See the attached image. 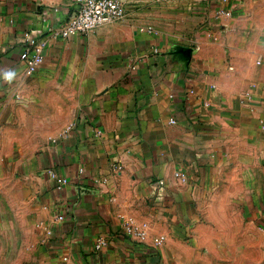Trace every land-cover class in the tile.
<instances>
[{
  "label": "crops",
  "instance_id": "crops-1",
  "mask_svg": "<svg viewBox=\"0 0 264 264\" xmlns=\"http://www.w3.org/2000/svg\"><path fill=\"white\" fill-rule=\"evenodd\" d=\"M120 2L64 39L75 0H0V264H264V0Z\"/></svg>",
  "mask_w": 264,
  "mask_h": 264
},
{
  "label": "built area",
  "instance_id": "built-area-1",
  "mask_svg": "<svg viewBox=\"0 0 264 264\" xmlns=\"http://www.w3.org/2000/svg\"><path fill=\"white\" fill-rule=\"evenodd\" d=\"M159 2L161 0H154ZM208 0H190L191 9L197 8ZM76 9L70 18L66 21L63 28L48 29V33L57 34L62 38H70L77 34H88L93 30L112 22L122 20L125 16L124 6L120 0H75ZM54 12L57 10L54 9ZM222 16H230L229 12L221 13ZM44 18H48L47 12L43 13ZM23 49L19 55V60L23 64L24 74L30 76L34 74L43 62L42 50L45 39L41 37L38 31L31 30L28 32L22 42ZM175 123L174 119L169 121ZM175 177L185 181L182 175L176 173ZM67 184L65 179H57V188L62 189ZM123 234L126 238L133 239L137 242L144 243L148 239V226L144 223L135 225L132 222L123 224ZM164 242V237H154L152 246L158 247ZM107 245L103 238L96 240L94 250L99 251ZM67 258H63L60 264H63Z\"/></svg>",
  "mask_w": 264,
  "mask_h": 264
},
{
  "label": "clouds",
  "instance_id": "clouds-1",
  "mask_svg": "<svg viewBox=\"0 0 264 264\" xmlns=\"http://www.w3.org/2000/svg\"><path fill=\"white\" fill-rule=\"evenodd\" d=\"M17 78V72L14 69H9L0 73V80L11 84Z\"/></svg>",
  "mask_w": 264,
  "mask_h": 264
}]
</instances>
